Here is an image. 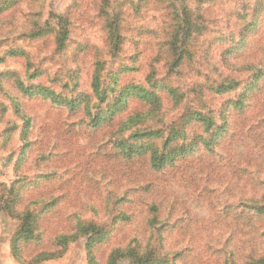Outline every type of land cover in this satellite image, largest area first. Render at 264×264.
Segmentation results:
<instances>
[{
	"label": "rangeland",
	"instance_id": "rangeland-1",
	"mask_svg": "<svg viewBox=\"0 0 264 264\" xmlns=\"http://www.w3.org/2000/svg\"><path fill=\"white\" fill-rule=\"evenodd\" d=\"M27 1L0 14V264H108L118 250L124 256L115 264H135L140 257L148 258L145 264H244L245 255L264 254V222L252 218L255 227L246 230L239 218V201L259 193L250 181L246 192L238 182L248 160L263 156L264 65L261 73L243 68L264 64V29L246 31L245 46L227 54L242 38L245 23L236 18L245 12V22L255 18L260 0H224L204 14L208 31L177 69L172 59L155 58L160 38L149 34L157 23L153 13L137 18L132 7L122 8L129 21L114 58L94 6ZM179 1L195 6V0ZM67 10L72 29L62 52L56 53L51 37H23L33 20L51 24L50 15ZM228 28H234V41H228ZM98 60L104 63L103 102L90 88ZM218 75L238 85L216 95ZM19 83L47 89L54 99L23 93ZM127 87L153 92L157 105L124 96ZM78 97V108L63 104ZM98 114L105 119L95 127ZM138 115L143 122L119 134L121 124ZM196 118H210L211 126ZM135 129L165 136L180 131L178 145L198 138L201 144L195 155L155 170L150 154L128 157L117 146L120 140L143 142L131 136ZM213 135L219 137L206 148ZM148 141L161 148V140ZM248 171L249 179L255 176ZM5 207L30 211L36 227L29 240L18 237L21 222ZM88 226L94 230L85 233ZM42 253L47 259L36 262Z\"/></svg>",
	"mask_w": 264,
	"mask_h": 264
},
{
	"label": "trees",
	"instance_id": "trees-1",
	"mask_svg": "<svg viewBox=\"0 0 264 264\" xmlns=\"http://www.w3.org/2000/svg\"><path fill=\"white\" fill-rule=\"evenodd\" d=\"M26 0H0V14L11 11L17 7L19 4H24ZM224 0H195V6L193 9H190L187 6L181 5L179 0H73L70 6V9H76L80 5L82 7L94 6L96 11L93 13L97 15L95 22H97V28L101 32L103 36V40L105 42V46L107 48L108 54L110 57H116L120 54L121 49L124 45L125 36L123 35V30L125 27V23L127 19L129 21L128 15H125L126 12L123 10V7L129 8L132 7L133 15L139 16L147 13H153V20H157L155 29L151 30L149 34H154L155 37L159 39V43L156 46V54L155 58L158 62V57L163 59H168L172 62L173 68H181L183 63L186 60H190L193 57L194 49L199 45L200 38L205 35L208 31V26L204 23L206 17L204 14L212 12L214 9L218 8ZM31 3H35L33 0H28L27 5ZM128 6V7H127ZM116 7V8H114ZM31 9V8H29ZM33 9V8H32ZM33 14H30L31 17L37 18V12L35 10H31ZM260 13H264V0L259 1V12L258 9L255 12V18L248 20V13L245 12L240 16V18H236L238 21L242 20L245 24H242L243 34L242 38L238 43L234 44L233 48L227 51V54H236L240 51V49L245 46L246 39V31L253 30L255 31L258 28H263L262 18L260 16L259 22L258 17ZM35 14V15H34ZM152 14V15H153ZM40 17V16H39ZM214 17V16H213ZM230 17V16H229ZM52 20L51 24L46 22L44 25L39 26V19H35L31 22V29L29 32H25L23 37L29 40H38L45 39L48 37L53 38L55 44L56 53H60L64 50L66 46V42L71 36L72 29V19L70 18L69 10L66 11L65 14L60 15H50ZM235 23V27L237 28V24ZM261 23V25H260ZM260 25V26H259ZM26 26V27H28ZM90 26H95V24H91ZM228 30H231L228 28ZM227 31L229 34V40L234 41L233 31ZM219 39H222L219 38ZM144 46V45H143ZM14 53L16 51H13ZM16 54V53H15ZM164 60V61H165ZM225 60V59H224ZM168 63V62H167ZM166 63V64H167ZM263 63L259 60L256 64H248L244 66L243 70L247 72H257L261 73ZM94 72L91 76L90 88L93 94L96 97H101L99 102H103L105 91L102 90L101 81L103 79L102 70L104 63L102 61H96L94 64ZM13 76V75H10ZM16 77V76H15ZM219 79V80H218ZM218 79L216 80L217 88L214 89V93L222 94L225 92H229L235 89L238 85V82H235V79L231 78H221L218 75ZM18 81V80H17ZM19 87L23 93L35 95L40 92L44 97L54 99L53 93L48 91L47 89L38 88L36 86L24 87L19 83ZM124 96L130 95L135 96L139 100L150 103L151 105L156 106L158 102L157 96L152 92L148 93L146 90L140 87H127L124 89ZM123 96V97H124ZM122 97V98H123ZM88 97H83V100H87ZM119 101H121V99ZM81 97H78L74 100H62L64 105L71 107L72 109L78 108L82 101ZM119 103V102H118ZM105 118H102L101 114H98L96 118H94L93 123L94 126L97 127L100 123L104 122ZM197 121L206 125V127L211 126L210 118H196ZM144 119L140 118V116H136L135 118H129L128 122L122 123L120 126L119 134L129 131L131 128L139 126ZM262 124H264V118L261 119ZM259 126V125H258ZM221 131V128L218 131ZM164 132V131H163ZM161 130L150 129V130H137L132 131L131 136L138 140H142L138 144H122V142H117V146L119 148L122 147L124 153L128 157L142 156L146 154H150V162L152 169L160 170L168 163H174L177 160L185 158L186 155L192 156L195 155L198 150L199 145L201 144L199 141L201 139H194L193 142L189 144H181L177 143L184 139V134L180 131L172 132L170 134H163ZM219 135V134H218ZM221 135V134H220ZM219 137V136H216ZM214 135L207 142H204V146L206 148H210L216 142V138ZM147 139L151 140H161V148L157 145L148 142H145ZM262 144L260 146L263 149V156L258 158H250L246 166L242 167L240 170L241 176L238 175V182L242 185L244 192H246L248 185L247 181H250V187L253 191L259 193V196L255 198V194L252 195V198H246L247 194L244 195L245 198L239 201L241 208L243 209L240 212L239 218L242 219V227L244 229L249 230L255 227L254 223H250L252 218H256L261 223L264 222V136H262V140L260 141ZM260 145V144H257ZM248 168L255 171V176L251 179L248 178L249 171ZM212 169V168H211ZM236 184V183H235ZM238 184V183H237ZM251 191V190H250ZM14 201V200H12ZM8 210V214L18 221L21 222L20 230L18 233V237H22L24 241H27L33 235L35 230V225L32 223V214L30 211H23L21 213H17L14 209L6 208ZM221 221V220H220ZM230 223H226L229 228H232L233 223L231 219H229ZM250 224V225H249ZM90 228L94 230V227L88 226L83 231L88 232ZM247 233V231H246ZM264 236V235H263ZM128 255H131L133 251L126 252ZM44 257L35 258L36 262H40L42 260L47 259L48 254H41ZM124 254L121 250H118L109 260L108 264H115L119 258L123 257ZM245 263L244 264H264V254L255 256L254 254H249L244 256ZM136 259V258H134ZM147 257H140L135 260V264H145L147 263Z\"/></svg>",
	"mask_w": 264,
	"mask_h": 264
}]
</instances>
